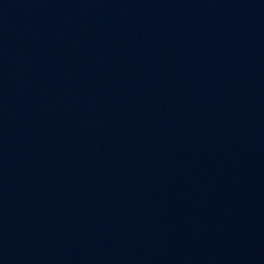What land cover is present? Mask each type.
<instances>
[{
	"label": "water",
	"instance_id": "obj_1",
	"mask_svg": "<svg viewBox=\"0 0 264 264\" xmlns=\"http://www.w3.org/2000/svg\"><path fill=\"white\" fill-rule=\"evenodd\" d=\"M0 264H264V0H0Z\"/></svg>",
	"mask_w": 264,
	"mask_h": 264
}]
</instances>
